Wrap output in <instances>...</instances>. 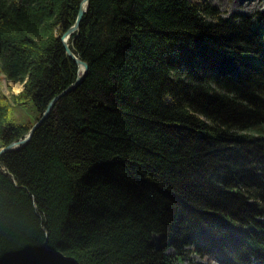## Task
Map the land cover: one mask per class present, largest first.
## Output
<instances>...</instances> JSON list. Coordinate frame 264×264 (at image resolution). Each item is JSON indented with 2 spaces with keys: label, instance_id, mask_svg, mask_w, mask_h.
<instances>
[{
  "label": "trees",
  "instance_id": "obj_1",
  "mask_svg": "<svg viewBox=\"0 0 264 264\" xmlns=\"http://www.w3.org/2000/svg\"><path fill=\"white\" fill-rule=\"evenodd\" d=\"M79 1L0 0V147L76 79ZM68 42L86 76L0 157V264H264V12L89 0Z\"/></svg>",
  "mask_w": 264,
  "mask_h": 264
},
{
  "label": "rangeland",
  "instance_id": "obj_2",
  "mask_svg": "<svg viewBox=\"0 0 264 264\" xmlns=\"http://www.w3.org/2000/svg\"><path fill=\"white\" fill-rule=\"evenodd\" d=\"M197 1V0H196ZM215 4L221 12L225 15H230L234 11H239L243 13H252L255 11L264 12V0H208ZM0 83L2 90L7 94H17L23 87V82H16L8 80L3 74H0ZM33 105L30 101L26 103L23 107H17L15 109L16 116L19 117L21 121H26L31 119V115L28 109L32 108ZM264 222V218H262ZM171 248L167 249V252H171ZM189 253V254H188ZM184 260L181 264H218L216 258L213 255H203L200 256L197 253L193 254L190 252L185 253ZM252 264H262L261 262H253Z\"/></svg>",
  "mask_w": 264,
  "mask_h": 264
},
{
  "label": "water",
  "instance_id": "obj_3",
  "mask_svg": "<svg viewBox=\"0 0 264 264\" xmlns=\"http://www.w3.org/2000/svg\"><path fill=\"white\" fill-rule=\"evenodd\" d=\"M89 0H80L79 1V8L75 16V21L67 27L66 30L61 34V42L63 43V46L65 48V51L67 55H70L72 59L75 61L76 65L78 66V72L76 75V79L69 84L66 88L61 90V92L58 93V95L54 96L51 100H49L47 103L46 108L41 112L39 115V118L35 120V122L29 127L28 131L24 134L23 137L17 138L15 140H12V142L0 147V157L3 152L11 151L12 149H16L19 147L24 146L26 144L32 134L34 133L36 127L45 119L47 118L49 112L51 111L52 107L54 106L56 100L58 97L70 92L71 89L75 88L78 84L81 83V81L84 79L88 72V66L85 60L82 58H79L71 49L70 43L68 42L69 37L72 33L78 31L80 22L82 20L83 14L88 9ZM1 167V165H0Z\"/></svg>",
  "mask_w": 264,
  "mask_h": 264
}]
</instances>
